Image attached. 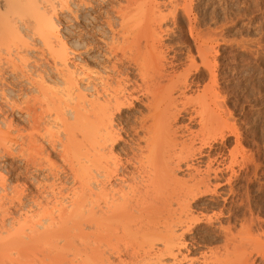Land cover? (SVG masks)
Returning a JSON list of instances; mask_svg holds the SVG:
<instances>
[{"label":"bare ground","instance_id":"bare-ground-1","mask_svg":"<svg viewBox=\"0 0 264 264\" xmlns=\"http://www.w3.org/2000/svg\"><path fill=\"white\" fill-rule=\"evenodd\" d=\"M12 1L0 0V16L1 14L4 16L3 13L13 12L14 7L22 6L24 3L23 0ZM121 2L62 0L60 4L63 12L74 15V19H71L76 23L75 29L84 28L85 24L89 27L87 30L90 34H83L84 31L79 29L75 30L78 32L75 35L79 40L86 37L88 43L92 42L91 48L89 45L91 51L93 45H106L104 60L99 57V60H95L96 57L85 58L83 56L85 48L82 44H77L78 41H74L76 46H79L78 57L74 64L69 65L65 39L67 40L68 34L72 35V31L68 34L67 31L64 33L61 27L63 32L57 34L53 17L48 15L49 12L57 13V5L51 3V0L41 2L35 0L33 7L27 4L36 11L35 13H40L39 18L43 25L46 24V29L43 26V30L41 28L37 30L36 22L30 24L27 20L24 22L18 19L25 25L24 27L31 29L35 26L34 31L38 35H43L46 40L50 41V38L56 40L61 49L58 50L59 52L56 50L58 52L56 59L60 67L56 65V59L54 65L57 66L55 71L59 78H62L63 84L60 83L58 86L56 78L57 82L52 77H44L45 75L29 78V85L36 88L38 94L36 96L32 94L28 107L30 132L26 142L29 156L26 164L35 171L45 170L46 174L39 179L34 178L41 194H34L30 198V207L35 208L30 210V218H37L42 223H36L34 228H30L31 235H25V239L34 243L46 241L44 245L46 249L41 252L40 264H182L184 261L186 263L188 259L186 253L189 249L184 240L192 229V218L188 215L190 200L211 191L210 179L216 180L221 176L222 170L215 168L212 171L211 163H214L215 158L209 161L207 155L210 151L205 155V148L203 149L211 146L209 134L212 135V139L216 138V134L213 132L211 134L208 129L211 127L210 130L213 129L214 133H217L225 128L224 125L230 120L222 121L225 118L219 117V121L217 117L220 115L218 110L216 111L220 100L217 101L215 83H218L219 79L216 78L218 79L216 82L215 67L219 68L216 65L219 61L215 65L211 64L212 52H215L213 50L220 31L215 37L216 31L211 32L213 28L209 31L214 35L207 30L209 35H213L209 39V37L204 38L206 30H200L202 27L199 29L198 23L196 25L192 22L189 24L190 27L187 26L189 35L193 38L190 39L194 41L191 43L193 46L195 44L199 62L201 61L203 65V71L206 66L212 78L209 84H205L200 94L194 99L192 96L190 98L192 101L189 100L194 103L192 105L195 107L190 111L193 112L194 109L195 115L190 112L188 116L186 115L188 117L186 121L192 123L197 119L200 129L197 128L195 131L186 123L178 124L185 110H188L185 106L190 103L186 102L189 104L185 103L186 105L184 107L181 105V108L179 105L182 103L184 105V101H188L190 95L184 101L182 99L183 102L179 105L178 100L182 98L180 96L185 98L191 86L189 82L187 83L189 76L186 71L192 68L196 70L199 67L195 63L198 57L192 54V47L188 48L186 53L184 52L186 58H183L187 59V70L183 68L184 74L177 72V75L175 65L178 64L179 59L177 53L175 54L176 50L171 55L164 42L172 31L171 28L164 26L168 24L166 23L168 17L171 15V19L175 21L180 15L175 16L178 12H185L181 17L186 15L190 18L192 0L164 2L124 0L123 4ZM179 5L184 11L177 12ZM167 6L171 9L165 10ZM163 7H166L164 9L166 12L168 11L165 14L162 11ZM82 10L89 12V14L85 13L87 17L80 14ZM67 15L65 17H68ZM18 20H15L13 25L7 23L10 25L7 29L11 27L8 31L12 29L11 31L19 32L23 25H20ZM99 21L103 22V26L98 25ZM110 39L112 42L109 41ZM115 41L117 44L112 45ZM52 42L50 44L54 43ZM108 42L111 44L109 45ZM96 54L99 56L98 53ZM188 73L191 74V71ZM47 80H53L55 85L53 83L49 86ZM164 80H167L166 83L170 81L171 84L166 85ZM136 104H140L142 108L135 113L126 114V111H131ZM37 105L39 111L36 110ZM56 122H60L61 127L58 129H62L63 136L58 131L52 132L47 128V125ZM220 122H224L221 130L214 129L215 126L218 128ZM231 129L230 131H235ZM44 139L47 143H44ZM195 142L199 143V146H196ZM232 152L235 155V152L231 151L229 156ZM53 154L60 156L65 167L49 160ZM204 155L208 157L209 162H206L205 169L201 171L197 162H200V157ZM233 156L227 163L231 167L234 166V162L237 163ZM190 160L191 162L196 160V164L195 161L189 163ZM230 165L225 166L228 168ZM222 167L218 168L222 169ZM182 168L189 170L187 174L191 183L187 184L188 179L177 178V171ZM48 178L51 182L47 181ZM249 178L247 180H250ZM226 179L227 181H224L230 185L231 178ZM215 187V185L212 187V191H215ZM195 220L193 219L194 223L198 219ZM232 233L228 230L225 238L229 236L227 239L235 240L237 236L234 234L236 237L233 239ZM57 235L59 239L55 240ZM253 247L252 250H257V247L256 249L255 246ZM226 248L228 246H224V251ZM262 248H258L257 251L262 250L263 254L264 247ZM182 249H186V253ZM221 253L219 252L220 255ZM243 253L245 251L240 253L242 257H244ZM217 254L213 253L215 256V258L213 256V264L223 262ZM209 259L208 261H213L212 255ZM241 260L242 258L237 264H243L247 259L245 257L243 263ZM208 261H204V264L211 263Z\"/></svg>","mask_w":264,"mask_h":264},{"label":"rangeland","instance_id":"rangeland-1","mask_svg":"<svg viewBox=\"0 0 264 264\" xmlns=\"http://www.w3.org/2000/svg\"><path fill=\"white\" fill-rule=\"evenodd\" d=\"M41 1L42 0H38V2ZM157 1L164 2L165 0ZM23 2V4H25L24 7L22 4V6H19L21 8L14 7L13 12H9V14L8 12L3 13L4 16H2V14L0 16V19L4 20L5 18L4 21L0 20V264H40L42 257L41 252L46 249V246H44L46 241L34 243L30 242L29 239L28 241L25 239V235H31L30 228H34L36 223H42V221H39L37 218H30V210H35V208L30 207V198L34 194H41L34 178L39 179L46 174L45 170L35 171L33 167L26 164L29 158L28 151L26 150V142L30 132V114L28 107L31 103L32 94L35 96L38 94L36 88L29 85V78H37L39 75H45L44 77L47 78L52 77L53 80L56 78L58 82L56 79L54 81L58 83H56L58 86H60L62 81V78H59V75H57L55 71V67H60L56 59L58 52L61 51V49H59L60 45H58V43H56L57 41L53 38L50 39H53L54 43L50 40L53 43L50 44L51 42L46 40L43 35H38L34 31L35 26L37 30H41L43 26H45L43 28L46 29V24H42V20L39 18L41 17L40 13H35L36 11L29 8L31 6L33 7L35 0L34 2L33 0H23ZM119 2L123 4L124 0H119ZM51 3L55 6L57 5V13H48L49 16L52 15L53 17V24L57 29V34L63 31L64 33L67 31L68 34L72 31V35L68 34L67 40L65 39V47L67 48L66 51L68 52L69 58L68 61L71 63H69V65L74 64L78 57L79 46L77 47L76 45L79 43L85 48L83 49L85 52L83 56H85V58L92 57V59H94L96 57L95 60L101 58H103L101 60H104V49H106V45H93L94 48H92L91 51L92 42L88 43L89 41L86 37L80 38L79 40L75 35L78 33L75 30L79 29H81L82 32L84 31L83 34H90L89 30H87L89 29L87 24H85L86 26H84V28L75 29L76 23L72 20L74 19V15L69 12L67 15L66 11L63 12L60 9L62 0H51ZM27 4L30 6L28 7ZM192 4L193 5L190 7V18L183 15L182 17L185 18L182 19L181 15L185 12H178L184 11L181 5L177 7L178 13L175 16L177 17L179 14L180 15L175 18V21H173L171 15L168 14V16L170 15L166 21L168 24H164V26L171 28L170 30L172 31L169 32L170 35H167L164 42L167 44V50L171 55H173L176 50L175 54L177 53L176 55L179 60L178 64L176 63L177 66L175 65L176 69L174 68L175 74L178 75L180 72L182 75L184 74L182 73L184 69L187 70L186 67L188 64L186 63L187 59H183L186 58L185 51L192 47V54L194 57H198L196 49L194 48L196 46L192 44L194 41L189 35V28L187 26L190 27L189 24L192 22L196 25L199 24L198 28H203L200 30H206V36L204 35V38L209 37L210 39L214 35L211 33L214 30L216 31H214L216 33L215 37L220 33L219 37L217 36L218 41L216 46L215 43L213 44L215 46L213 51L215 52H212L213 56L211 54V65H213V63L215 65L219 61L216 64L219 68H217V66L215 67L216 82L219 79V84L215 83L217 101L220 100L217 103L218 107L216 111L218 110V115H220L217 117L218 119L220 117L222 119L225 118L222 121H226V119L230 120L226 122L227 125H224L225 128H222V123L224 122H220L219 125L222 124L221 127L218 125V128H215L217 127L215 126L214 129L216 130H221L222 128V130L219 132L217 131V133H214L213 129L211 131V127L208 129L211 134L212 132L216 134V138L215 140L214 138L212 139V135L209 134V136H211V146L203 147V149L205 148V155L210 151L207 155L209 161L215 158V161L213 160L214 163H211L213 164L211 165L212 171L216 168L222 170V172H219L221 176L218 179H210L211 191L202 193V195L196 196L197 198L194 197L192 201L190 200L188 215L192 218V225L190 224L192 229L185 236L184 241L189 251L186 253V249H182L184 253L188 254L186 263L184 261L182 264H189L191 262V264H194L193 262H195V264H202L203 262L204 264V261L207 262L210 255H212L213 259V253L219 254V252L223 253H221V255L217 254L218 257H221L220 260L223 259V262L220 261V264H237V262H240L239 260L241 258V263H243L245 257L247 260H245L243 264H246L248 261L247 264H264V253L262 254V250H259V252L257 251L258 248L263 249L262 247H264V0H192ZM17 8L18 10H16ZM165 8L166 7L162 8L163 14L168 12L165 10L171 9L170 6ZM10 11H12V9ZM85 13L89 14L87 10H82V12H80L82 16L84 15L83 17H87L88 15ZM65 14L68 17H65ZM55 15L57 17H55ZM110 15H112V13ZM6 16H9V18H6ZM65 18L69 19L66 20ZM193 18L198 22L196 20L194 21ZM18 19L24 22L28 21L30 24H35L33 22H36L35 26L33 25L34 28H31L33 31L28 27H24L25 25ZM184 19L188 20V22ZM15 20L20 21V25H23V28L20 27L18 33L14 30V32L11 31L12 29L8 31L11 27L7 29V26L13 25ZM170 20H172V23H170ZM100 21L98 25L103 26V22L101 23ZM58 23L59 25H57ZM173 25H175V28ZM57 27L59 29L62 27L61 29L63 31L61 29L58 30ZM212 28L213 30L210 32L209 29ZM207 30L213 35L210 34V36ZM182 31L183 33L185 32L184 34L186 37H184L185 35ZM218 31L220 32L218 33ZM190 37L192 39H190ZM220 40H222V43ZM74 41H78L77 44ZM109 41L112 42L111 39ZM86 42L88 46L85 44ZM111 42H108L109 45ZM99 43L101 44V42ZM113 44L116 45V41L112 43V45ZM208 44L211 45L209 42ZM56 50L59 51L57 52ZM96 53H98L99 56H97ZM118 55L121 56L120 53H118ZM214 55L216 56L214 57ZM55 59L57 66L54 65ZM196 60V65L201 68L198 67L196 70L192 68V70H190L191 74L188 73L190 72L189 70L186 71L189 76L187 83L189 82L191 86L189 90H187L185 98L180 96L182 98L178 100L179 105L190 95V97L188 96V101H184V105L183 103L179 105V107L181 105L184 107L186 104L190 103L191 105H189L191 107L189 105L185 106V109L189 111L185 110V115L183 114L184 117L182 116L181 119V121H183H180L178 124L181 125L183 123L182 125H184V123H186L188 127H191L193 130L195 129V131L199 128L197 119L195 120L197 123H195V121L192 123L186 121L188 118L186 115L188 116L190 112V114L193 113V115H195L194 109H192L193 112L190 111L191 108L195 106H193V102H189V100L192 96L194 99L196 95L200 94L205 84H209L212 80L208 74L209 69L207 70L205 66L207 75L206 71H203L204 68H202L203 65L201 61L199 62V57ZM28 65L29 68H27ZM38 65H40V67ZM174 77H176V75ZM53 80H47V83L49 81V86H52L53 83L55 85ZM165 81L167 80H164V82ZM165 84L168 85L171 84V82H165ZM61 86L63 87L64 85ZM217 86L219 88H217ZM193 88L195 90H193ZM196 91L198 92L196 93ZM190 101H192V99ZM220 102H223L222 104L224 107H221L222 104H220ZM35 107L36 110L39 111L38 105ZM141 108L140 104H136L135 108L131 109V111H126V114L135 113L136 110H140ZM56 123L47 125V128L52 132L58 131V133L62 134V129H58L61 127V125H59L60 122L58 123L59 126L56 125ZM231 128L235 129V131H230ZM213 137H215V135ZM43 141L47 143L45 139ZM198 144L199 143L195 142L196 146H199ZM234 146H236V150H234ZM230 150L235 152V155L232 152L231 156L234 155L235 161L237 160V163L234 162V166L232 165V167L230 164H227L231 157L229 156L231 153ZM205 155L204 157L202 156L203 158L200 157V162H197L199 167H201V171L205 169L204 166H206V162H209L208 157ZM214 155L217 156L215 157ZM49 160L55 161L65 167L60 156L56 154L51 155ZM192 162L196 164V160H192ZM192 162L191 160L189 161V163ZM221 163L223 165H221ZM225 165L230 166L227 168ZM217 166L219 168L223 167L219 169ZM184 169L185 168L179 170L180 172L177 171V178L182 180H187L189 178V174H187L189 170ZM226 178H231L230 185L228 182H225L227 181ZM248 178L250 180H247ZM47 181L51 182V179L48 178ZM188 181H186L187 184L191 183V181ZM214 185L216 186L215 191H212ZM193 219H198L199 221L197 220V222L194 223ZM227 229L233 232V239L237 236L235 240L231 241V239H227L229 236L225 238L228 231ZM56 239H59L58 235L55 240ZM225 239H227L226 242ZM230 241L234 244L230 243ZM224 246H228L225 251ZM253 246H255V249L257 247V250H252ZM216 249H218L217 252ZM212 251L213 253H211ZM242 251H245V253H243L244 257L240 254ZM248 254H250V256H248ZM239 256H241L240 259ZM208 262L213 264L214 259Z\"/></svg>","mask_w":264,"mask_h":264}]
</instances>
